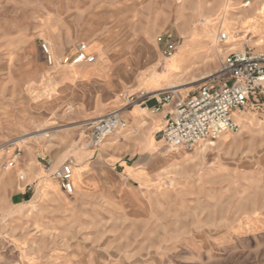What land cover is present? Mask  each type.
Masks as SVG:
<instances>
[{
	"label": "rangeland",
	"instance_id": "obj_1",
	"mask_svg": "<svg viewBox=\"0 0 264 264\" xmlns=\"http://www.w3.org/2000/svg\"><path fill=\"white\" fill-rule=\"evenodd\" d=\"M259 3L0 0V264H264V103L249 104L238 132L192 149L167 143L161 132L151 147L137 148V137L122 146L109 137L89 144L91 122L120 112L121 98L166 88L140 89L145 69L185 76L169 85L182 97L214 82L224 57L244 50L242 25L227 29L251 17L242 10L261 13ZM256 15L246 47L264 52ZM164 33L181 43L160 68ZM82 44L94 63H61ZM201 49L202 64L193 57ZM114 154H127L128 167ZM70 159L81 171L73 194L53 176Z\"/></svg>",
	"mask_w": 264,
	"mask_h": 264
},
{
	"label": "built area",
	"instance_id": "obj_2",
	"mask_svg": "<svg viewBox=\"0 0 264 264\" xmlns=\"http://www.w3.org/2000/svg\"><path fill=\"white\" fill-rule=\"evenodd\" d=\"M251 2L252 0H242V6L249 7ZM227 39V33L222 32L220 41L225 42ZM157 42L161 45L164 58L171 57L181 43L171 33L159 35ZM42 47L52 62L49 45L43 43ZM95 61L96 55L88 52L86 44L78 46L72 55L61 59V63L70 65L91 64ZM211 80L214 82L203 83L185 99L179 98L174 89L168 88L158 91L157 94L141 91L137 96L131 95L128 103L154 99L158 106H162L176 99L172 110L165 117L162 137L171 145L181 144L186 149H192L204 140L238 132L241 125L234 113L245 111L250 103H264V52H254L247 47L229 52L219 71L211 76ZM127 127L128 121L119 111L98 118L91 123L89 144L97 148L107 137ZM20 154V149L15 151L7 165L14 167ZM42 161L50 165V161L45 158ZM72 163L74 162L70 159L53 171L54 178L67 194H73L75 190ZM19 180L25 183L27 176L19 174ZM25 188L32 190V183H26Z\"/></svg>",
	"mask_w": 264,
	"mask_h": 264
},
{
	"label": "crops",
	"instance_id": "obj_3",
	"mask_svg": "<svg viewBox=\"0 0 264 264\" xmlns=\"http://www.w3.org/2000/svg\"><path fill=\"white\" fill-rule=\"evenodd\" d=\"M257 2L259 3L260 1L257 0ZM259 6L261 9V13L256 15V11L254 10V8L242 10V15L244 14V12L246 13L250 11L252 14L251 17H248L242 20L237 19L235 27H229L227 29L228 31H232V32L239 31L240 24L242 25V27L245 29L244 30L245 34L242 35V37L237 42L240 41L242 43L243 38H245L244 42L242 43L244 48H246V45L248 43L247 38L250 35L249 29L250 27H253V26H250L249 24L250 23L249 20L252 18V16L253 15H256V17L259 16L256 18V23L254 22L255 25H264L260 23L264 19V16H262L264 14V6H262L261 3H259ZM259 39L260 37L257 38L255 41L260 42ZM240 49L237 48V50H240ZM195 55L194 57H196L197 60L196 58H193V59L202 63L207 53L205 52V50L201 49L197 51ZM165 59L166 58H164V62H162V64L160 65V68H164V67L166 68L167 63ZM93 70L94 68H91V70L81 69L80 76H83V74H88L90 72H93ZM159 71L160 70H157L154 67H151L148 70L147 69L143 70L139 74V77L137 79L138 87H140V89L147 88L150 91H154V90L163 88L165 86L167 87L171 84L176 85V82H178L179 80L185 77V76L179 77L180 75L175 70H168L164 74L159 73ZM177 96L181 99H185L189 97L190 95L186 97H182V95L178 93ZM120 100H121L120 101V114L129 122V125L127 128L123 129L122 131L114 133L111 136H109L107 143L116 145L117 142H120V144L121 143L122 144L120 145L118 143V146L119 145L122 146L123 143L125 142L124 140L126 137H137L138 142L140 143L143 142V144L139 143L137 148L151 147V146H148L150 138L152 137V139L154 140V137H156L157 133L161 132V130L163 129L166 123L165 117L172 110L176 99L172 101L171 103L162 105V106H158L157 102L154 99H149V100H145L142 102H136L133 104H129L128 100L125 101V97L121 98ZM225 141H229V139H226ZM154 143H155V140H154ZM205 148H206V145L202 150H204ZM91 151L92 152L89 155H92L94 152V150H91ZM116 154H114L115 157L123 156V154L122 155L121 154L116 155ZM127 156H128L127 154H124L123 158H121L122 160L119 158V160L116 163L119 164V166L121 165L127 168L129 165L128 161L130 159L129 156L128 157ZM127 170L130 171L131 168H128ZM27 172L29 173L28 170ZM136 173L138 175L140 174L139 172H136ZM76 174H78V177H80L81 171L78 168V166H73V175H76ZM35 175H36V178H39L41 176V173L39 171H36Z\"/></svg>",
	"mask_w": 264,
	"mask_h": 264
},
{
	"label": "bare ground",
	"instance_id": "obj_4",
	"mask_svg": "<svg viewBox=\"0 0 264 264\" xmlns=\"http://www.w3.org/2000/svg\"><path fill=\"white\" fill-rule=\"evenodd\" d=\"M250 6H251V4H250ZM212 27V26H211ZM207 33L209 34V35H212L211 33H210V31H207ZM227 33V32H226ZM227 35H228V33H227ZM185 37V36H184ZM187 37V36H186ZM215 37V36H214ZM228 38H229V36H228ZM248 39V38H247ZM217 40V39H216ZM228 40V39H227ZM232 41V40H231ZM229 42V41H228ZM234 42V41H233ZM185 43V42H184ZM218 43V42H217ZM183 44V43H182ZM227 44V43H226ZM214 45V44H213ZM228 46V45H227ZM219 47V46H218ZM234 47V46H233ZM207 48H209L210 50H212L213 48H212V46L208 43L207 44ZM208 49V50H209ZM178 50V49H177ZM216 51V50H215ZM224 51V50H223ZM218 53V52H217ZM52 54V53H51ZM175 54V53H174ZM173 54V55H174ZM219 54V53H218ZM172 55V56H173ZM171 56V57H172ZM194 57V56H193ZM170 58V57H169ZM176 58V57H175ZM207 58V57H206ZM53 59V58H52ZM205 59V58H204ZM203 59V60H204ZM188 60V59H187ZM185 63V62H184ZM205 63V62H204ZM202 64V63H201ZM200 65V64H199ZM176 66V65H175ZM186 67V66H185ZM173 68V67H172ZM185 69V68H184ZM212 75V74H211ZM211 75H209V76H211ZM175 87L176 86H167L166 88H164V89H168V88H172V89H174L177 93H178V90H176L175 89ZM163 90V89H162ZM160 91V90H159ZM145 92H146V90H145ZM157 93H158V91H157ZM156 93V94H157ZM245 113H246V111H241V112H235L234 113V116H235V118H236V120H237V122L241 125V123H242V119H243V116L245 115ZM92 123V122H91ZM120 131H122V130H118V131H116L115 133H117V132H120ZM114 134V133H113ZM17 141H20V142H22L23 141V139L22 138H19V139H17ZM73 178H74V175H73Z\"/></svg>",
	"mask_w": 264,
	"mask_h": 264
}]
</instances>
